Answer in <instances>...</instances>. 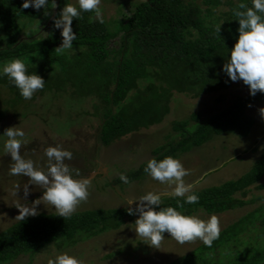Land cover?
Here are the masks:
<instances>
[{"label":"trees","instance_id":"16d2710c","mask_svg":"<svg viewBox=\"0 0 264 264\" xmlns=\"http://www.w3.org/2000/svg\"><path fill=\"white\" fill-rule=\"evenodd\" d=\"M22 2L0 0V65L21 58L28 72L42 77L45 84L31 99H24L7 76L0 75V121L9 109L46 99L63 108H74L78 111L74 115H78V101L93 97V113L84 115L100 121L97 141L102 151L116 140L160 124L169 113L168 101L174 93L200 96L228 88L229 78L222 67L238 37L239 25L233 9L241 0H142L129 5L131 9L125 12L123 4L118 10L120 18L115 31L108 27V21L98 22L93 12H82L72 21L76 34L73 48L63 54L54 49L61 44L62 37L60 30L53 27V19L45 36L31 39L22 35L24 26L42 17L47 19L55 7L49 3L45 10L22 8ZM243 2L251 6V0ZM69 3L55 0V17ZM220 23L216 34L214 28ZM112 41L117 49L108 47ZM141 84L144 88L138 89ZM259 100L264 101V93L259 91L249 98L236 99L219 114L196 124L193 130L188 128L189 123L197 121L195 116L175 122L180 141L157 148L152 158H177L222 134L247 136L252 121L245 109ZM146 166L147 163L124 175L127 183L119 177L111 185L145 180L149 176L144 171ZM263 191L264 152L239 179L193 191L199 196L195 204L185 203V197L163 198L160 208L172 206L190 216L223 214L257 205L221 230L211 247L203 243L167 264H264V197L255 195ZM135 215L119 209L80 211L69 218L57 213L26 218L0 233V264L26 255L32 258L47 248L60 253L102 234L136 226ZM240 237L244 238L241 251L231 244ZM142 243L143 240L137 242ZM125 247L127 250L98 254L99 261L94 264L122 256L132 258L130 245ZM30 263L29 260L27 264Z\"/></svg>","mask_w":264,"mask_h":264},{"label":"rangeland","instance_id":"374dc122","mask_svg":"<svg viewBox=\"0 0 264 264\" xmlns=\"http://www.w3.org/2000/svg\"><path fill=\"white\" fill-rule=\"evenodd\" d=\"M69 1L78 6V0ZM140 2L142 0H101L103 19L108 21H105L108 27L115 31L120 18L118 11L120 6L126 4L127 10H123L125 12L131 9L132 6L128 7L129 5H136ZM52 17V15L47 19L42 17L32 25L24 26L22 35L31 39L45 36ZM108 47L117 49L118 45L112 41ZM142 88H144V84L138 87V89ZM251 96L253 95L249 94L248 86L241 80L233 82L230 79L228 88L224 91H217V93L200 96L174 93L168 101L169 113L165 115L160 124L148 129H141L125 138L116 140L102 151H100L97 141L100 121L96 117L92 118V115H84L93 113L92 105L95 100L93 97L87 98L88 100L85 101H78L79 117L74 115L78 112L74 108H63L47 99L46 101L36 100L27 103L18 109H9L5 119L0 121V135L8 127L17 126L22 129L24 136L20 149L21 155L25 159L32 160L37 168L46 169L48 158L45 155V150L49 146L60 145L64 150L72 153V160L64 162L70 166L74 178L87 177L90 181L87 198L76 205L73 213L119 210L129 207L135 209L139 201L133 200L131 204H128L127 201L139 198L147 192L160 193L161 202L165 197L173 198L170 193L175 186L174 182L161 183L150 175L143 181H135L127 185L121 183L114 186L111 185L112 180L129 174L146 164L152 158V152L157 148L179 142L181 136L180 131L174 130L175 122H183L193 119L195 116L197 121L189 123L188 128V130H193L196 124L219 114L226 107L232 105L236 99H245ZM23 114L27 118L24 119ZM245 114L252 121L247 136L243 138L236 134L214 136L202 146L191 148L189 152L176 158L187 171V175L183 179L186 183L193 185L192 191H200L235 181L246 174L259 160L264 152V101L259 100L249 104L245 109ZM80 121L82 125L79 126ZM6 139V137L0 136V233L22 221L15 218L19 212L14 205L16 202L31 206L32 200L42 194V189L39 186L28 184L29 177L11 174V157L4 149ZM77 172L79 175H76ZM25 184H28L30 189L27 197L23 193ZM17 185L19 187L16 191ZM258 194L264 197V191L255 193V195ZM256 207L257 205H253L240 211L216 214L220 231L245 214L252 212ZM38 210L39 214L56 213L54 206L51 205L46 207L44 204H40ZM193 216L207 220L210 215L195 214ZM32 217L35 216L26 218ZM137 218L138 214L133 219ZM135 227H125L102 234L98 238L90 239L60 253L66 252L73 255L82 261V264H94V261H99H97L98 254L127 250L125 245H130L129 248L134 253L132 258L122 256L114 261L96 264H167L185 256L203 244L199 238L182 243L164 232L159 248H153L149 241L136 234ZM242 237L239 238V241L231 243L240 251L244 250V238ZM140 240H143V243L138 245L137 242ZM60 253L47 248L32 258L26 255L9 264H27L29 260L30 264H48L49 260L54 259Z\"/></svg>","mask_w":264,"mask_h":264},{"label":"clouds","instance_id":"9594fccd","mask_svg":"<svg viewBox=\"0 0 264 264\" xmlns=\"http://www.w3.org/2000/svg\"><path fill=\"white\" fill-rule=\"evenodd\" d=\"M51 3L55 7V0H23L21 7L33 9H46ZM101 0H78V6L71 3L65 4L59 15L53 18V27L60 30L61 44L55 51L63 54L73 48L76 34L71 27L74 18H79L82 12H93L98 22L103 23V14L100 7ZM45 11V15H47ZM233 15L238 21V37L233 47L228 50V59L224 62L222 71L235 82L241 80L249 88V94L255 95L257 91L264 93V0H251V6L241 0L233 9ZM222 23V22H221ZM221 23L215 26L216 34L220 31ZM0 75H5L19 90L24 99H31L34 92L42 89L45 80L34 72L29 73L23 59L13 58L0 65ZM0 136L6 137L4 149L10 154L12 175H25L29 177L28 184H34L42 189V194L32 200L31 206L16 202L14 205L19 210L15 217L24 220L28 216L39 215L38 205L54 206L57 216L69 218L75 211L76 205L88 196L90 181L87 177L75 179L70 166L65 160H72V153L64 150L60 145L49 146L45 150L48 158L46 169L37 168L33 161L25 159L20 152L24 132L17 126L8 127ZM153 179L164 183L174 182L170 195L185 197V203L195 204L199 196L192 191L193 185L186 183L184 177L186 169L181 162L171 156L161 160L150 158L144 169ZM76 175H79L77 172ZM120 179L127 183L124 175ZM28 184L23 186L24 196L29 194ZM16 186V191L18 189ZM138 200L135 209H127L130 215L137 214L135 232L140 237L150 242L153 248H159L163 233L179 242L192 241L197 238L211 247L213 241L220 235L219 220L216 215H210L207 220L196 216L185 215L172 206L160 208L161 194L147 192L139 198L127 201L131 204ZM48 264H82L75 256L60 253Z\"/></svg>","mask_w":264,"mask_h":264},{"label":"water","instance_id":"95a60500","mask_svg":"<svg viewBox=\"0 0 264 264\" xmlns=\"http://www.w3.org/2000/svg\"><path fill=\"white\" fill-rule=\"evenodd\" d=\"M56 10H57V5L55 6V8H54V11H53V17L52 18H54L55 17V15H56Z\"/></svg>","mask_w":264,"mask_h":264}]
</instances>
